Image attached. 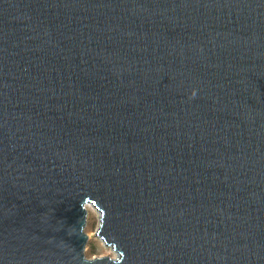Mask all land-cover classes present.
<instances>
[{
    "label": "water",
    "instance_id": "obj_1",
    "mask_svg": "<svg viewBox=\"0 0 264 264\" xmlns=\"http://www.w3.org/2000/svg\"><path fill=\"white\" fill-rule=\"evenodd\" d=\"M0 264H264V0H0Z\"/></svg>",
    "mask_w": 264,
    "mask_h": 264
},
{
    "label": "rangeland",
    "instance_id": "obj_2",
    "mask_svg": "<svg viewBox=\"0 0 264 264\" xmlns=\"http://www.w3.org/2000/svg\"><path fill=\"white\" fill-rule=\"evenodd\" d=\"M86 223L83 232L87 235V242L84 248V256L87 259L108 257L115 259L117 254L106 246L96 234L100 227L99 211L91 206H86Z\"/></svg>",
    "mask_w": 264,
    "mask_h": 264
},
{
    "label": "bare ground",
    "instance_id": "obj_3",
    "mask_svg": "<svg viewBox=\"0 0 264 264\" xmlns=\"http://www.w3.org/2000/svg\"><path fill=\"white\" fill-rule=\"evenodd\" d=\"M86 206H91V205H86ZM86 206H85V210H86ZM91 207H93V206H91ZM94 208V207H93ZM87 211V210H86ZM112 249V248H111Z\"/></svg>",
    "mask_w": 264,
    "mask_h": 264
}]
</instances>
